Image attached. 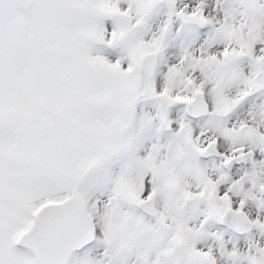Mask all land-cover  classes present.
Masks as SVG:
<instances>
[{
  "label": "snow or ice",
  "instance_id": "1",
  "mask_svg": "<svg viewBox=\"0 0 264 264\" xmlns=\"http://www.w3.org/2000/svg\"><path fill=\"white\" fill-rule=\"evenodd\" d=\"M0 264H264V0H0Z\"/></svg>",
  "mask_w": 264,
  "mask_h": 264
}]
</instances>
